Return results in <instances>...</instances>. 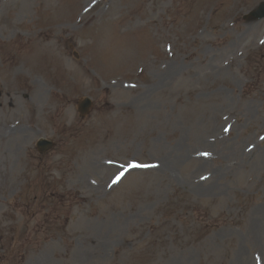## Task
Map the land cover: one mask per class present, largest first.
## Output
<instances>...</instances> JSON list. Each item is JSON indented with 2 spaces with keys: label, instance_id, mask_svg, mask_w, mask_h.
Listing matches in <instances>:
<instances>
[{
  "label": "rangeland",
  "instance_id": "rangeland-1",
  "mask_svg": "<svg viewBox=\"0 0 264 264\" xmlns=\"http://www.w3.org/2000/svg\"><path fill=\"white\" fill-rule=\"evenodd\" d=\"M261 1L0 0V264H264Z\"/></svg>",
  "mask_w": 264,
  "mask_h": 264
},
{
  "label": "water",
  "instance_id": "water-1",
  "mask_svg": "<svg viewBox=\"0 0 264 264\" xmlns=\"http://www.w3.org/2000/svg\"><path fill=\"white\" fill-rule=\"evenodd\" d=\"M264 16V2L260 3L259 6L252 10L248 15L247 18H251V19H257V18H261ZM90 105V102L88 99H85L84 101H82L80 103V108L81 111H83L85 108H87ZM38 148L40 150H45V149H49L52 147V142L50 141H46L44 139H41L37 142Z\"/></svg>",
  "mask_w": 264,
  "mask_h": 264
},
{
  "label": "bare ground",
  "instance_id": "bare-ground-1",
  "mask_svg": "<svg viewBox=\"0 0 264 264\" xmlns=\"http://www.w3.org/2000/svg\"><path fill=\"white\" fill-rule=\"evenodd\" d=\"M70 8H71V5H68L67 8H66V10H68V9H70ZM41 31H42V30H41ZM46 31H48V29H45V31H44L45 33H44L43 31H42V32L44 33V36H45V37H48V36L50 35V33H49V32H46ZM22 51H23V50H22ZM21 53H22V52H21ZM31 62H32V61H31ZM31 62H28V59H26V63H27V64H31ZM35 66H36V68H45L44 64H43L41 61L37 62ZM39 70L41 71V69H39ZM37 91H39V90L37 89ZM29 92H30V91H29ZM31 92H32V91H31ZM32 95H33L34 97L37 96V95H36V90L32 92Z\"/></svg>",
  "mask_w": 264,
  "mask_h": 264
},
{
  "label": "snow or ice",
  "instance_id": "snow-or-ice-1",
  "mask_svg": "<svg viewBox=\"0 0 264 264\" xmlns=\"http://www.w3.org/2000/svg\"><path fill=\"white\" fill-rule=\"evenodd\" d=\"M133 167H135V166H137V165H132ZM114 183H115V181H114Z\"/></svg>",
  "mask_w": 264,
  "mask_h": 264
}]
</instances>
